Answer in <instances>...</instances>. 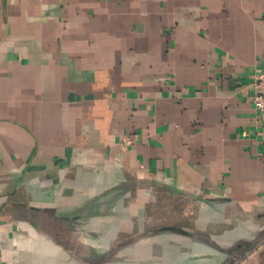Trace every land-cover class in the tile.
<instances>
[{
	"label": "crops",
	"instance_id": "crops-1",
	"mask_svg": "<svg viewBox=\"0 0 264 264\" xmlns=\"http://www.w3.org/2000/svg\"><path fill=\"white\" fill-rule=\"evenodd\" d=\"M259 70L264 0H0V264H264Z\"/></svg>",
	"mask_w": 264,
	"mask_h": 264
},
{
	"label": "built area",
	"instance_id": "built-area-1",
	"mask_svg": "<svg viewBox=\"0 0 264 264\" xmlns=\"http://www.w3.org/2000/svg\"><path fill=\"white\" fill-rule=\"evenodd\" d=\"M251 85L253 106L257 112L264 113V70L255 73ZM126 142L129 143L130 140L127 139Z\"/></svg>",
	"mask_w": 264,
	"mask_h": 264
}]
</instances>
